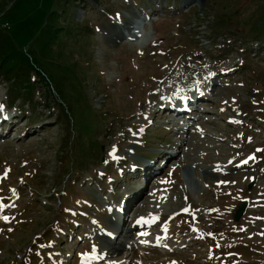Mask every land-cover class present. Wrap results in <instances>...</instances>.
<instances>
[{"label":"rangeland","instance_id":"374dc122","mask_svg":"<svg viewBox=\"0 0 264 264\" xmlns=\"http://www.w3.org/2000/svg\"><path fill=\"white\" fill-rule=\"evenodd\" d=\"M3 22L36 73H0V264H116L150 213L166 247L125 264H264V0H0Z\"/></svg>","mask_w":264,"mask_h":264},{"label":"trees","instance_id":"16d2710c","mask_svg":"<svg viewBox=\"0 0 264 264\" xmlns=\"http://www.w3.org/2000/svg\"><path fill=\"white\" fill-rule=\"evenodd\" d=\"M81 1L83 2V0ZM44 44H48V41H46ZM2 68H3V70L1 71L2 73L4 72L8 74L13 73V76L12 75L10 76L18 77L19 81H21L20 76L17 75L22 74L21 78H23L26 81H29L28 73L31 70H34L36 73V66L32 64V62H29L26 53L21 52L19 49H17L12 44L8 36H5L2 33H0V70ZM17 89L21 90V87L18 86ZM14 93L18 94L16 91ZM25 98L27 99L28 97H26L25 95ZM140 154H145L146 157L151 156L148 155L147 153H140Z\"/></svg>","mask_w":264,"mask_h":264},{"label":"bare ground","instance_id":"6f19581e","mask_svg":"<svg viewBox=\"0 0 264 264\" xmlns=\"http://www.w3.org/2000/svg\"><path fill=\"white\" fill-rule=\"evenodd\" d=\"M140 20H137V21H135V22H131V24L132 23H134V27H132L133 28V30H138L139 28H137L138 26H139V22ZM158 81V80H157ZM176 102V100L175 99H172V103H170L171 105H173V104H176L175 103ZM176 107H178V106H176ZM180 112V111H179ZM180 128V127H179ZM186 128H188V127H186ZM182 129H184V128H182ZM173 165H175V164H173ZM196 172H198L197 170H196ZM199 174V173H198ZM157 180H155L154 182H153V184H151V188L152 187H154L155 186V182H156ZM152 216H154V214L152 213H150L149 215H147L145 218L144 217H141V218H139L137 221H139V222H136L135 223V225H143L142 224V222H144V224H147V223H145L146 222V218L147 219H150ZM148 221V220H147ZM149 225V224H148ZM141 229V228H140ZM135 229L136 231H135V233H131L129 236H128V231L127 232H125V233H123V230L120 232V234H122L123 233V235H122V241L120 242V244H119V246L120 247H115V248H117V251H118V253H116V254H113V257H111V260L112 261H115V263L116 264H125L126 263V257H127V255H126V253L124 252L125 251V246L126 245H128V244H130V243H132V242H140L141 244H142V246H145V247H148V246H151V245H153V244H155V245H157V246H160V247H166V244L164 245L162 242H164L163 240L165 239V238H167V237H165V236H167L166 234H160L159 232H154L153 230H150V229H148L147 227L145 228H143V229ZM162 231V230H161ZM119 235V234H118ZM169 238V237H168ZM130 240H132V241H130ZM169 240V239H168ZM167 240V241H168ZM170 240H172V239H170ZM176 241V240H175ZM159 243H162V244H159ZM174 243V242H173ZM178 243V242H177ZM159 244V245H158ZM172 245V244H171ZM124 246V249L122 248ZM176 246V245H175ZM177 247V246H176Z\"/></svg>","mask_w":264,"mask_h":264},{"label":"water","instance_id":"95a60500","mask_svg":"<svg viewBox=\"0 0 264 264\" xmlns=\"http://www.w3.org/2000/svg\"><path fill=\"white\" fill-rule=\"evenodd\" d=\"M181 175L182 178L184 180V183L186 185V187L193 192L196 188L195 182L193 181V179L188 175L187 171L185 170V168H183L181 170ZM154 177V176H153ZM151 177V178H153ZM246 204L247 202L244 200L242 201V203L236 208V210L234 211V215H233V220L234 221H238L241 217V215L244 213V210L246 209Z\"/></svg>","mask_w":264,"mask_h":264},{"label":"snow or ice","instance_id":"6c2138e0","mask_svg":"<svg viewBox=\"0 0 264 264\" xmlns=\"http://www.w3.org/2000/svg\"><path fill=\"white\" fill-rule=\"evenodd\" d=\"M2 109H3V105H0V110H2ZM246 162L247 161H244V163H246ZM3 219L7 221L9 219V217L4 216ZM137 222H139V221H137Z\"/></svg>","mask_w":264,"mask_h":264}]
</instances>
